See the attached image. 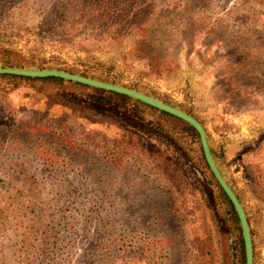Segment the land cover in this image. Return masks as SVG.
<instances>
[{
    "label": "rangeland",
    "instance_id": "obj_1",
    "mask_svg": "<svg viewBox=\"0 0 264 264\" xmlns=\"http://www.w3.org/2000/svg\"><path fill=\"white\" fill-rule=\"evenodd\" d=\"M0 67L84 75L194 117L264 264V0H0ZM46 88L0 78V264H245L195 131Z\"/></svg>",
    "mask_w": 264,
    "mask_h": 264
},
{
    "label": "water",
    "instance_id": "obj_2",
    "mask_svg": "<svg viewBox=\"0 0 264 264\" xmlns=\"http://www.w3.org/2000/svg\"><path fill=\"white\" fill-rule=\"evenodd\" d=\"M0 75H11V76H18L25 78H50V77L59 78L65 81L78 83L88 87L109 91L129 97L133 100L139 101L145 105L153 107L158 111L164 112L186 123L198 135L199 144L203 153L204 160L207 164V167L211 172L212 176L214 177L216 183L220 187V189L223 191V193L230 201L235 211L241 229L245 264H253V243H252L250 226L246 214L244 212V209L238 197L224 179L223 175L221 174L215 162L203 126L194 117L162 101H159L151 96L145 95L136 90L62 70H55V69L29 70V69L0 67Z\"/></svg>",
    "mask_w": 264,
    "mask_h": 264
},
{
    "label": "trees",
    "instance_id": "obj_3",
    "mask_svg": "<svg viewBox=\"0 0 264 264\" xmlns=\"http://www.w3.org/2000/svg\"><path fill=\"white\" fill-rule=\"evenodd\" d=\"M103 7L100 8H96L94 9L95 11H102ZM91 11V13L94 12ZM84 76V75H83ZM0 78L3 79H8L12 82H20V83H27L29 86H31L35 91L39 92V93H43V94H47V97L50 98L53 93L47 92V88L46 87H58V88H63V89H70V90H78L81 91L83 93L89 91L90 93H98L101 95H105L108 96L110 98H116L121 100L124 103H132L133 105H137L138 107L147 110L149 112L161 115L165 118H167L168 120H171L175 123H178L180 125H184L189 131H194L190 126H188L186 123L182 122L181 120L168 115L164 112L158 111L157 109L150 107L148 105H145L139 101L133 100L129 97L117 94V93H113V92H109V91H104V90H100V89H96V88H92V87H88L85 85H81L78 83H73V82H69V81H65L59 78H25V77H18V76H11V75H0ZM222 197L225 199L226 202H228V204L230 205V207L232 208V205L230 203V201L228 200V198L226 197V195L223 193V191L220 189V187L218 186ZM232 212H233V208H232ZM237 221V218H236ZM243 246V245H242Z\"/></svg>",
    "mask_w": 264,
    "mask_h": 264
}]
</instances>
